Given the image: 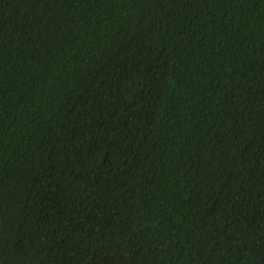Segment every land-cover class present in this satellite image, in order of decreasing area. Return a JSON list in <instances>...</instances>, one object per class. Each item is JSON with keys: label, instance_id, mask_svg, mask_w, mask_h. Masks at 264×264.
I'll use <instances>...</instances> for the list:
<instances>
[{"label": "trees", "instance_id": "obj_1", "mask_svg": "<svg viewBox=\"0 0 264 264\" xmlns=\"http://www.w3.org/2000/svg\"><path fill=\"white\" fill-rule=\"evenodd\" d=\"M0 264H264V0H0Z\"/></svg>", "mask_w": 264, "mask_h": 264}]
</instances>
